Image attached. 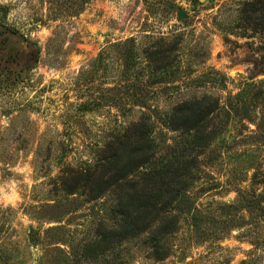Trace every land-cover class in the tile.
I'll use <instances>...</instances> for the list:
<instances>
[{"label":"rangeland","instance_id":"374dc122","mask_svg":"<svg viewBox=\"0 0 264 264\" xmlns=\"http://www.w3.org/2000/svg\"><path fill=\"white\" fill-rule=\"evenodd\" d=\"M163 1L91 0L64 17L47 0H0L9 7L5 22L38 50L30 70L0 76V264H264V222L231 209L228 223L223 209L240 191L264 194V33L245 28L242 0H166L178 11ZM160 37L178 43L177 79L147 91L144 49ZM128 38L140 60L132 73L143 84L138 98L152 108L212 94L228 109L238 92L246 98V111L219 115L225 130L201 158L192 195L206 220H183L163 260L146 234L99 254L95 230L108 198L66 197L59 178L142 114L132 97L108 104L123 94L118 43Z\"/></svg>","mask_w":264,"mask_h":264},{"label":"trees","instance_id":"16d2710c","mask_svg":"<svg viewBox=\"0 0 264 264\" xmlns=\"http://www.w3.org/2000/svg\"><path fill=\"white\" fill-rule=\"evenodd\" d=\"M90 1L47 0V3L55 16L70 17L81 12ZM167 2L163 1L165 8L170 1ZM237 6L240 20L246 22L245 28L264 33V0H242ZM167 9L182 8L170 2ZM8 11V5L0 3V76H17L19 71L34 67L38 50L25 35L5 22ZM135 42L134 38H128L118 43L124 90L122 95L109 98L108 104L120 107L123 99L132 97L143 109L142 114L100 147L91 161L76 168H63L59 178L66 197L80 196L85 202L108 198L95 230L99 254L110 252L126 239L146 234L151 254L156 260H163L171 253L167 238L180 230L183 220L187 219L194 227L206 220L192 195L196 182L203 178L201 158L212 150L225 130L227 124L222 128L217 122L219 115L225 112L231 118L246 111V98L243 91L238 92L228 109L212 94L181 100L165 112L152 108L146 96L138 98L143 84H138L132 75L140 64ZM177 47L178 43L160 37L144 49L150 72L145 84L147 91L177 79L171 59ZM126 84H130L127 93ZM83 105L87 103L80 104ZM256 126L259 129V123ZM170 132L176 135L169 136ZM223 209L230 216L228 223L234 220L231 209L235 214L248 213L264 222V194L240 191L236 203L226 204Z\"/></svg>","mask_w":264,"mask_h":264},{"label":"water","instance_id":"95a60500","mask_svg":"<svg viewBox=\"0 0 264 264\" xmlns=\"http://www.w3.org/2000/svg\"><path fill=\"white\" fill-rule=\"evenodd\" d=\"M201 1H203V0H201Z\"/></svg>","mask_w":264,"mask_h":264}]
</instances>
